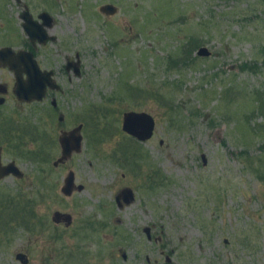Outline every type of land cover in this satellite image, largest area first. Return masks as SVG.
<instances>
[{
  "label": "rangeland",
  "instance_id": "374dc122",
  "mask_svg": "<svg viewBox=\"0 0 264 264\" xmlns=\"http://www.w3.org/2000/svg\"><path fill=\"white\" fill-rule=\"evenodd\" d=\"M25 6L54 19L35 53L63 93L9 95L3 163L23 177L0 182V264H264V0H0V49L31 44ZM128 112L154 118L150 140ZM79 125L81 152L55 167ZM70 171L84 190L67 197Z\"/></svg>",
  "mask_w": 264,
  "mask_h": 264
},
{
  "label": "water",
  "instance_id": "95a60500",
  "mask_svg": "<svg viewBox=\"0 0 264 264\" xmlns=\"http://www.w3.org/2000/svg\"><path fill=\"white\" fill-rule=\"evenodd\" d=\"M20 2L21 0H16ZM101 12L112 16L117 13V8L111 4H107L101 7ZM21 19L24 21L23 28L27 32L28 37L32 44L36 46L38 42L40 45L46 44L49 41H55L56 38L50 36L48 29L53 27L54 19L44 12L39 15V19L43 22H37L34 20L32 14L27 8ZM198 56L209 57L211 52L202 47L198 51ZM0 65L8 67L16 75V85L14 92L20 101L33 102L43 101L46 97L47 90H57L60 87L53 78L54 73L52 71H42L37 64L34 54L27 51H14L11 47H5L0 49ZM74 69L76 75L80 74L79 63L70 62L67 69L70 71ZM24 74L27 76L24 78ZM53 105L56 106V101H53ZM64 120L60 117V121ZM83 126L79 125L72 131H63L59 138L61 145V157L54 162L55 167L64 165L69 161L73 154L80 153L82 150L83 137L81 134ZM123 130L130 136L136 138L140 142H146L153 137L155 130V120L147 113L128 112L124 114ZM15 175L18 178L23 177V173L16 166L15 162H11L6 166L1 162V149H0V181L7 176ZM84 187L82 185H76V177L74 172L70 171L64 181L62 187V193L70 197L75 192H82ZM135 200L134 192L129 189H123L117 196L116 202L120 208L124 205H129ZM63 220L70 222V218L67 215H63L60 212H56L53 215V221L56 224H60ZM69 224V223H68ZM17 259L22 264H29V258L26 254L19 253Z\"/></svg>",
  "mask_w": 264,
  "mask_h": 264
},
{
  "label": "flooded vegetation",
  "instance_id": "af4514ba",
  "mask_svg": "<svg viewBox=\"0 0 264 264\" xmlns=\"http://www.w3.org/2000/svg\"><path fill=\"white\" fill-rule=\"evenodd\" d=\"M16 1V0H15ZM17 3H19V4H21L22 3V0L20 1V2H18V1H16ZM28 7L27 6H25V10L27 9ZM24 13V12H23ZM23 15V14H22ZM21 15V16H22ZM55 42V41H54ZM31 43V42H30ZM28 44V43H27ZM36 46H37V44H36ZM36 46H34L32 43L31 44H29V47H27L28 49H20V50H15L16 52H18V51H27V52H31V53H33L34 54V58H35V60H36V62H37V64L39 65V67H40V69L42 70V71H52L53 73H54V75H53V78H54V80H55V72L53 71V70H43L42 69V67L40 66V64H39V61L37 60V57H36V53H35V49H36ZM70 62H73V61H67V65H66V71L69 73V72H71V70H73L74 71V69L73 68H71V70L69 71L68 69H67V66H68V64L70 63ZM0 68L1 69H4V68H8V67H3V66H1L0 65ZM9 69V68H8ZM10 70V69H9ZM11 71V70H10ZM13 72V71H12ZM14 73V72H13ZM15 74V73H14ZM26 75L24 74V78L26 79ZM56 81V80H55ZM56 83L58 84V82L56 81ZM15 85H16V75H15V82H14V86H13V89L12 90H10V86L8 85V83H5V82H0V120H2L3 119V116H4V109H5V106L7 105V103H8V98H9V95L11 94V91H12V93H13V95L15 96V98H17V100L18 101H20L19 99H18V97L16 96V94H15V92H14V88H15ZM58 86L60 87L59 89H57V90H52V89H48L47 90V94H46V97H45V99L48 97V95L51 93V92H56V93H63V88H62V86L60 85V84H58ZM44 99V100H45ZM43 100V101H44ZM55 99H53L52 100V102H51V104H52V106L54 107V108H56L57 107V101H56V106L55 105H53V101H54ZM43 101H41V102H43ZM20 102H22V103H25V104H30V105H32L33 103H39V101H33V102H26V101H20ZM6 142H7V136H6V134L4 133V130L2 129V130H0V149H1V162H2V165L3 166H6V165H8V164H4L3 163V152H4V148H6ZM13 162V161H12ZM16 163V162H15ZM61 166V165H60ZM11 176V175H10ZM13 176H15V175H13ZM8 177V176H7ZM6 177V178H7ZM15 177H17V176H15ZM5 179V178H4ZM4 179H2V180H4ZM1 180V181H2ZM0 181V182H1Z\"/></svg>",
  "mask_w": 264,
  "mask_h": 264
}]
</instances>
